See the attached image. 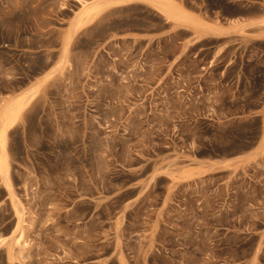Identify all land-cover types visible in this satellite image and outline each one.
Returning <instances> with one entry per match:
<instances>
[{"label":"rangeland","instance_id":"1","mask_svg":"<svg viewBox=\"0 0 264 264\" xmlns=\"http://www.w3.org/2000/svg\"><path fill=\"white\" fill-rule=\"evenodd\" d=\"M94 1L0 0V100L38 90L8 132L0 264H264L261 117L178 105L172 20L146 0L104 7L65 47ZM174 1L264 18V0Z\"/></svg>","mask_w":264,"mask_h":264},{"label":"crops","instance_id":"2","mask_svg":"<svg viewBox=\"0 0 264 264\" xmlns=\"http://www.w3.org/2000/svg\"><path fill=\"white\" fill-rule=\"evenodd\" d=\"M187 10L204 23L171 21L176 51L165 66L162 63V75H167L171 95L186 111L203 114L208 124L227 126L256 116L263 123L264 101L245 107L257 101L247 98V90L256 77H264L262 18L248 14L231 18L237 20L234 23L231 19L223 22L216 15L208 18L204 13Z\"/></svg>","mask_w":264,"mask_h":264},{"label":"bare ground","instance_id":"3","mask_svg":"<svg viewBox=\"0 0 264 264\" xmlns=\"http://www.w3.org/2000/svg\"><path fill=\"white\" fill-rule=\"evenodd\" d=\"M130 0H95L92 4L87 5L86 9L81 13L70 26L69 31L64 37V46L66 47L73 37L77 34L80 27L83 25L86 19H88L93 14L99 12L104 7L112 5L114 3H125ZM151 3L158 11L163 14L166 18L183 23H204L200 18L192 15L189 11L184 8L180 3L174 0H146ZM237 20L231 19V22H236ZM261 23L264 24V18L261 19ZM66 55V53L64 52ZM64 55V56H65ZM45 80V79H44ZM43 82V80H42ZM38 86V85H37ZM37 89H33L31 93L11 96L2 98L0 100V173L7 180L9 185V162L7 157V139L8 132L16 124V122L21 118L24 110L29 105L32 98L37 93ZM264 140V128L263 136ZM186 174L185 170H179L176 178L183 177Z\"/></svg>","mask_w":264,"mask_h":264}]
</instances>
